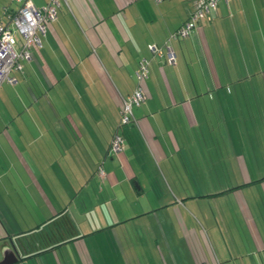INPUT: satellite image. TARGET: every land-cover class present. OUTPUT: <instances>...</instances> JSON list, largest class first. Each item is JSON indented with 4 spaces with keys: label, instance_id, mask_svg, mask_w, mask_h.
I'll list each match as a JSON object with an SVG mask.
<instances>
[{
    "label": "crops",
    "instance_id": "obj_1",
    "mask_svg": "<svg viewBox=\"0 0 264 264\" xmlns=\"http://www.w3.org/2000/svg\"><path fill=\"white\" fill-rule=\"evenodd\" d=\"M191 10L57 9L0 87V261L13 244V264H264V0L221 1L170 42L175 64L152 56ZM141 58L146 98L121 126Z\"/></svg>",
    "mask_w": 264,
    "mask_h": 264
},
{
    "label": "built area",
    "instance_id": "obj_2",
    "mask_svg": "<svg viewBox=\"0 0 264 264\" xmlns=\"http://www.w3.org/2000/svg\"><path fill=\"white\" fill-rule=\"evenodd\" d=\"M14 1L19 3V7L8 15V24L0 21V87L2 84L14 83L12 72L22 69L23 63L30 59L31 49L34 46H41L40 36L45 33L47 25L56 19L57 9L63 3L67 5V0H47L41 6H36L31 0ZM153 1L159 3L165 0ZM185 1L192 5L188 18L170 33L163 47L155 44L147 46L152 56L168 64H175V53L170 42L188 38L201 19L215 11L221 1L227 3L229 0ZM148 74L149 60L141 58L134 72L136 86L122 101L119 125H129L135 121L133 110L140 106L146 98L141 83L146 80ZM123 147L124 138L116 132L110 142V152L119 154Z\"/></svg>",
    "mask_w": 264,
    "mask_h": 264
},
{
    "label": "water",
    "instance_id": "obj_3",
    "mask_svg": "<svg viewBox=\"0 0 264 264\" xmlns=\"http://www.w3.org/2000/svg\"><path fill=\"white\" fill-rule=\"evenodd\" d=\"M19 258V253L15 245H11V251L0 261V264H13Z\"/></svg>",
    "mask_w": 264,
    "mask_h": 264
},
{
    "label": "rangeland",
    "instance_id": "obj_4",
    "mask_svg": "<svg viewBox=\"0 0 264 264\" xmlns=\"http://www.w3.org/2000/svg\"><path fill=\"white\" fill-rule=\"evenodd\" d=\"M0 3L7 4V5L9 4V5H11V8H14V9H18V7H19V4L15 3L13 1H10V0H0ZM3 4H0V5H3Z\"/></svg>",
    "mask_w": 264,
    "mask_h": 264
}]
</instances>
